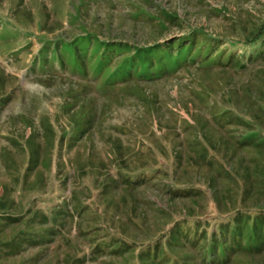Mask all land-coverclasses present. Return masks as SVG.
<instances>
[{
	"label": "rangeland",
	"instance_id": "1",
	"mask_svg": "<svg viewBox=\"0 0 264 264\" xmlns=\"http://www.w3.org/2000/svg\"><path fill=\"white\" fill-rule=\"evenodd\" d=\"M174 41L193 59L121 70ZM238 213L264 214V0H0V264H203Z\"/></svg>",
	"mask_w": 264,
	"mask_h": 264
},
{
	"label": "trees",
	"instance_id": "2",
	"mask_svg": "<svg viewBox=\"0 0 264 264\" xmlns=\"http://www.w3.org/2000/svg\"><path fill=\"white\" fill-rule=\"evenodd\" d=\"M163 12L167 19L171 21L179 20L177 15L168 14V11ZM195 50L192 47L181 46L180 41H174L151 49L140 48L136 50V54L140 59L137 62L132 57L125 59L120 68L122 71H131L135 70L134 66L140 63L143 65L141 73L148 77L147 72L149 71L148 64L150 60L155 59L157 64H159L165 58L170 64L178 65L179 58L183 57L186 59L189 53L192 55L193 52L198 51ZM172 52H174V55H171ZM189 59L192 60L193 55ZM222 167L224 168V165ZM138 180V182H142L141 180L143 179ZM248 214L238 213L234 217L229 218L230 220L226 224L220 225L218 233L213 231L211 236H208L206 232L202 235L201 240H203V243L200 246V255L201 261L204 262L203 264H237L232 262L233 256L237 252H245L248 258L264 253V240L262 239V234L264 236V214L257 213L256 217H250ZM183 228L188 230L187 227ZM156 249L146 248L137 255V259H139L140 263H143L142 261H145L143 257H152V250L155 251ZM181 263L185 264L183 259Z\"/></svg>",
	"mask_w": 264,
	"mask_h": 264
}]
</instances>
